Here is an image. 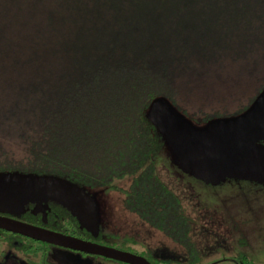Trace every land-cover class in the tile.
I'll return each mask as SVG.
<instances>
[{"label": "trees", "instance_id": "16d2710c", "mask_svg": "<svg viewBox=\"0 0 264 264\" xmlns=\"http://www.w3.org/2000/svg\"><path fill=\"white\" fill-rule=\"evenodd\" d=\"M263 90L264 0H0V173L128 179L124 208L188 256L194 222L159 172L149 108L163 97L203 125Z\"/></svg>", "mask_w": 264, "mask_h": 264}, {"label": "water", "instance_id": "95a60500", "mask_svg": "<svg viewBox=\"0 0 264 264\" xmlns=\"http://www.w3.org/2000/svg\"><path fill=\"white\" fill-rule=\"evenodd\" d=\"M147 117L156 126L163 137L164 145L172 157L179 162V166L204 177L229 174L242 178L243 175L249 181L264 182V176L259 177L261 180L255 176L257 169L264 168V147L262 150L256 145L254 147L250 139L246 147L237 130L243 123L251 121L264 129V90L245 112L232 117L213 119L203 125L187 119L163 97L153 101ZM232 145L239 146L237 153H233L238 156L230 158L226 168L217 172L212 166L213 159L224 150L234 151L235 146ZM253 147L254 150L249 151ZM241 151L247 152L246 158L240 155ZM257 153L259 154L252 155ZM241 167L246 174L242 173ZM49 202L66 207L81 225H87L98 231L99 215L96 201L90 193L77 184L54 175L0 173V230L63 248L101 255L127 264H152L140 255L97 245L11 217L25 213L30 204L35 205L33 213L40 206L46 209Z\"/></svg>", "mask_w": 264, "mask_h": 264}, {"label": "flooded vegetation", "instance_id": "af4514ba", "mask_svg": "<svg viewBox=\"0 0 264 264\" xmlns=\"http://www.w3.org/2000/svg\"><path fill=\"white\" fill-rule=\"evenodd\" d=\"M257 98V97H256ZM255 98V99H256ZM252 103L243 112L248 110ZM242 112V113H243ZM243 145L247 147L249 144V139L253 141L252 145L262 148L264 147V129L256 126L254 122H245L237 129ZM196 141L199 143L198 139ZM204 146V145H202ZM235 146V145H232ZM249 149V151L254 150ZM230 148V147H229ZM239 146H235L234 151L229 152L224 150L218 157L213 159L211 168L218 171H223L227 164L230 163V158H234L238 155H233L239 150ZM257 152L258 149H256ZM248 151V150H247ZM261 153V152H260ZM252 154V155H258ZM243 158H246L247 152L241 151L240 154ZM241 163L243 161L241 160ZM242 173L246 174L244 169ZM256 178L260 179L264 176V168L256 170ZM244 177L243 191L246 194V202L240 207L239 215L234 214L236 211L233 205H226L225 211L227 212L226 221L224 222L225 237L227 240L230 237L239 236L238 248H228L230 252H226L225 255L219 257V259L212 262V264H264V189L258 187V182L249 181ZM260 177V178H259ZM261 180V179H260ZM202 201V200H201ZM203 202V201H202ZM97 206V212L99 217V228L98 231L92 229L87 225H81L75 216L66 207L59 205L55 202H49L46 208V214L44 217V212L38 209V212L33 214L31 211L34 205L27 206V214L23 216L24 218H16L20 221L43 227L52 231L60 232L72 237L82 239L87 242H91L97 245L114 248L117 250L134 253L146 258L149 262L156 264H201L202 258L195 257L194 254L189 255L188 253L186 260L180 254L174 255V259L171 261L159 260L155 258L157 256L156 247L152 248L151 243L147 240H141L134 234H121L118 232H112L105 228L103 221L100 218L101 209ZM207 206V205H205ZM215 207V206H214ZM40 211V212H39ZM204 211L205 218H213L207 212L211 211L208 206L201 209ZM29 215L31 217H29ZM200 215V214H199ZM11 216V215H7ZM13 217V216H11ZM204 216H198V220L202 219ZM15 218V217H13ZM240 220L241 224L240 230H233L231 222L233 220ZM144 228H151L149 225L140 221ZM167 237V236H166ZM171 240V243L164 244L163 249H168V251H174V249H180L182 243L179 244L178 241H174L171 237H167ZM227 240H225L227 242ZM130 241L133 243L141 241L144 244V250H138L135 245H130ZM230 241V240H229ZM228 241V242H229ZM27 245L28 247H25ZM164 250V251H166ZM167 251V252H168ZM166 252V253H167ZM173 253V252H172ZM186 256V257H187ZM153 260V261H152ZM179 260V261H177ZM0 264H127L112 258L104 257L97 254H89L77 250H72L68 248H63L55 246L52 244H47L44 242L36 241L18 234L10 233L4 230H0Z\"/></svg>", "mask_w": 264, "mask_h": 264}, {"label": "rangeland", "instance_id": "374dc122", "mask_svg": "<svg viewBox=\"0 0 264 264\" xmlns=\"http://www.w3.org/2000/svg\"><path fill=\"white\" fill-rule=\"evenodd\" d=\"M244 92L246 93L243 94V100L247 101L249 99L248 93L251 91L247 88ZM155 159L157 160V166L162 178L179 194L186 215L194 222V226L191 223V227L194 230H192L190 235L197 244L199 256L202 258L201 264H212L219 257L225 255L227 251L230 252L228 248H238L240 246L239 236H231L228 240L226 239L227 237L224 238L226 235L224 233V222L227 216L225 207L226 205H233V208L236 210L234 214L239 215L240 207L246 202V194L243 191V185L246 181L238 177V175H210L204 177L196 174L188 168L179 166V162L172 157V154L165 145L156 155ZM129 184L130 181L128 179L118 180L107 189H97L87 192L94 197L98 208L101 209L100 218L107 230L115 233L119 230L121 234L131 233L134 235L135 232H138L136 235L139 239L147 240V242L151 243L152 248L156 247L157 252L163 253L164 244L169 245L171 240L154 228H144L138 217L127 211L123 206V190ZM258 187L264 189V182H258ZM205 205L211 208V211L207 213L213 216V218H205L204 211H200L207 207ZM198 216L204 217L198 220ZM239 221L235 219L231 222L233 230L235 228L236 230L241 229ZM130 245H135L138 250H144L145 248L141 241L135 243L130 241ZM174 250L176 252L171 251L173 252L171 255L180 254L184 260L188 258L184 249L177 248ZM163 254L155 256L156 260L169 259L163 258ZM152 264L156 263L153 261Z\"/></svg>", "mask_w": 264, "mask_h": 264}]
</instances>
